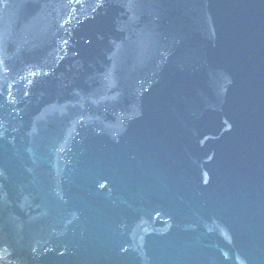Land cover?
Listing matches in <instances>:
<instances>
[{"label": "water", "instance_id": "obj_1", "mask_svg": "<svg viewBox=\"0 0 264 264\" xmlns=\"http://www.w3.org/2000/svg\"><path fill=\"white\" fill-rule=\"evenodd\" d=\"M0 264H264V0H0Z\"/></svg>", "mask_w": 264, "mask_h": 264}]
</instances>
